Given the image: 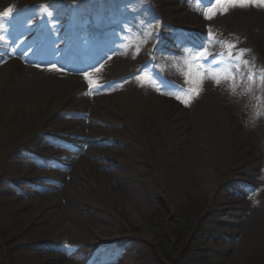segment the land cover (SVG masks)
Wrapping results in <instances>:
<instances>
[{"label":"rangeland","instance_id":"rangeland-1","mask_svg":"<svg viewBox=\"0 0 264 264\" xmlns=\"http://www.w3.org/2000/svg\"><path fill=\"white\" fill-rule=\"evenodd\" d=\"M47 1L4 0L0 14L4 9L26 8L41 16L40 6ZM72 1L86 17L103 4L108 10L113 2L59 0L52 5L54 12L58 14L56 9L65 3L71 7ZM121 2L131 4L142 22L139 27L151 25L155 37L177 26L190 37L202 31L199 17L174 0ZM64 15L57 16L67 21ZM230 18L210 30L214 39L209 38L208 60L202 63L210 74L230 72L235 79H222V87L212 92L194 96L189 92L201 103L199 111L182 110L188 105L184 99L161 91L163 83L147 70L145 58H129L128 52L126 70L131 75L109 84L111 89L91 102L92 109L78 110L88 115L87 125L86 119L68 124L72 118L53 112V106L45 103L43 108L37 105L31 126L21 124L12 136L14 149L6 157L0 142V170L5 169L0 173V264H264V83L258 78L264 74V27ZM225 43L235 45L233 57L242 51L246 61L249 54L247 66L228 58ZM203 48H194L191 54ZM118 67L116 63L112 76L102 75L97 83L116 79ZM252 72L257 74L254 80L248 78ZM145 74L151 83L144 80ZM179 75L189 84L188 77ZM142 85L156 116L148 132L141 125L120 123L121 117L107 111H122L118 99L126 89ZM46 116L51 117L43 131L71 133L76 126L91 142L85 151L94 154H78L89 161L78 166L69 190L38 189L54 186L45 178L63 180L30 159L37 146L42 153L53 151L42 138L26 143L35 123ZM192 118L201 125L194 127ZM13 159H27L32 169L22 175L10 168ZM22 187L27 191L17 196L30 204L10 203L11 192ZM55 192L61 195L57 198ZM120 240L128 245L123 253L116 247Z\"/></svg>","mask_w":264,"mask_h":264},{"label":"bare ground","instance_id":"bare-ground-1","mask_svg":"<svg viewBox=\"0 0 264 264\" xmlns=\"http://www.w3.org/2000/svg\"><path fill=\"white\" fill-rule=\"evenodd\" d=\"M1 1L4 0H0V4ZM68 8L69 4L65 3L60 5L59 14H65ZM220 13V11H217L216 14L212 16V25H218L220 24L221 20L231 16L230 19L234 20L235 23L242 22L244 24H247L248 26H256L260 28L264 27V7H249L233 10L226 15H224L223 13L224 17H222L221 19ZM24 26V21L20 19L18 21L17 29L21 30ZM34 26L35 24L33 23L31 25V28H33ZM26 31H28L27 28L24 30V32ZM163 41L165 42V40H161L154 48V51L152 52V58H161L164 52L167 50V47L165 46ZM19 43V45H13V43H10L0 49V113L2 115L4 114L3 116H1L0 120V142L3 147V154L5 157L9 155V153H11L14 149L12 145V139L14 137L12 136L16 135V133L21 129V124L25 123L27 125V123L29 124L30 121L34 122L33 119L36 116L37 105L42 104L43 108V104L46 105L45 103H49L53 106V112H59L61 110H85L87 112L88 107L91 105V102H93L94 100H99L100 92L105 91L104 89H102V87L99 86L97 87V92H99L98 96H94L93 91L92 94H86L89 93L85 91L89 90L90 82L92 87H96L93 81L83 80L78 78L79 76L72 74H64L61 72V70L53 71L49 70V68L43 69V67L40 66L29 65L28 62L30 60V56L23 53V46L27 45L28 42L25 41L23 43L22 41H19ZM34 57H36V63H43V59L37 58L39 57L37 53L34 54ZM55 61L58 66L63 67L62 65H60V60L55 59ZM107 64L110 65L111 71H114L115 66H111L113 65L111 60H107L104 63V67L107 66ZM126 64L128 65L129 63H127L125 60H121L118 67L120 73H118L117 71L115 73L117 75L128 76L130 71L126 70ZM99 69L101 68L95 69L92 72H97V70ZM121 69H123V71H121ZM212 81L214 80L207 79L203 86V90H215L217 88V85H214L215 82L212 83ZM221 84L222 83L219 84L220 88L222 87ZM214 86H216V88H214ZM128 90L126 89V91L122 95L121 100L118 99L117 102L122 111H120V109L116 110L108 108V113L111 115L113 114V116L117 118L118 116L121 117L119 119H122L120 121V123L122 124L128 121V123L134 125H141V127H143L144 131L146 132L152 131V123L156 116L154 115V107H152V104L147 100L149 99V97L146 96V92L140 88H132L131 91ZM166 90L168 92L177 91V94L179 93L186 98L188 104H192L190 105L188 110L184 109L183 107L182 110L188 112L190 111V109L195 107L193 111H195L196 109L197 111H199L201 103L199 104V102L197 103L196 101H193L192 97L191 99H189L190 97H187V95L184 93L186 92L184 86L177 80L176 83H171ZM91 107L92 106H90L89 108L92 109ZM123 111L126 112V115L122 114ZM86 112L78 111L76 115H73V120H71L68 124H81V121H83L84 119H89ZM81 113L85 114L82 115ZM51 116H46V118L44 119L42 117L40 121L35 123L37 127L35 128L33 134L28 135L29 137L27 138L26 143H33L34 141L41 138H43L42 141H53L54 136H46L47 132L43 133V130L49 127L48 118H50ZM192 121L194 127L197 124L199 126L201 125V122L197 119L195 120L192 118ZM83 123L87 125V120H85ZM212 124L214 126L213 129L217 132V124ZM29 126H31V124H29ZM199 126H197V129H201ZM82 128L84 129L85 126H82ZM51 129L52 128H50V130L48 131H53ZM79 130L82 131L81 128ZM75 132L77 131L75 130ZM72 147L75 150L76 154L72 153V156L70 158H74L77 161L72 162V168L70 172L62 175L64 185L63 187H61V191L69 190L71 188L70 180L71 177H73L74 173L78 174L76 173L79 170L78 166L81 164H86L89 161L88 158L85 157V155L78 156L77 153H82L83 151V153L85 154H94V152H92L93 150L87 152L80 146ZM34 149H36L38 153L41 152V149L38 146ZM30 159L34 160V157ZM9 165L10 168L15 169L17 172H20L25 176L30 171V169H32L33 163L28 161L27 159H13L10 160ZM63 166H65V164ZM3 171H5V169H3L2 171L0 170V173H3ZM52 174H56L55 176H57L59 173L53 172ZM57 179L58 182H60V178ZM55 187V185L52 186V188ZM23 190L27 191L22 187V190L18 191L17 193L11 192L8 201L15 204H30L27 201H21L19 196H17L19 194L24 195L25 192L23 193ZM60 195L61 194L56 193L57 198ZM147 236L150 238L149 235Z\"/></svg>","mask_w":264,"mask_h":264},{"label":"snow or ice","instance_id":"snow-or-ice-1","mask_svg":"<svg viewBox=\"0 0 264 264\" xmlns=\"http://www.w3.org/2000/svg\"><path fill=\"white\" fill-rule=\"evenodd\" d=\"M256 5V6H261L264 7V0H210V7L212 8L211 11L206 12L205 16L208 19H211L213 15L216 14L215 8L219 7L223 13H226L229 7H247L250 5ZM51 7V5H41L40 6V11H42L45 15L49 17V23L51 24L52 28L55 30L56 24L53 23V21L56 19L54 14L50 12L48 9ZM12 9L9 8L7 9L4 13L0 14V23L3 22V18H7L11 15ZM209 38L214 39L211 31H209ZM228 49V58L229 59H235L239 61L240 63H243L245 66H247L248 62L243 60V52H239L233 57L232 49L235 48L234 44H227L225 43L224 45ZM208 53H207V48H203L202 51L198 53H192L190 55V61L186 65L187 71L185 75L188 77L189 83L195 84V85H202L204 79L210 78L213 79L215 83L220 84L222 82V79H235L234 75L231 74L230 72L227 73H211L209 70L203 65L202 61L207 59ZM219 62V61H218ZM39 66V65H38ZM239 63L235 65L237 69H239ZM49 70L53 71H59L61 70L58 68L56 65H48L47 66ZM144 80L148 83H151V77L147 76V74L144 75ZM248 78L250 80H254L257 78V74L252 72L249 73ZM259 80L264 83V74L259 75ZM91 82H90V91L89 93L86 94H91ZM199 87H195L190 90L191 94L198 95L199 94ZM177 99H182L181 97H177ZM182 102L187 103L188 101L182 100Z\"/></svg>","mask_w":264,"mask_h":264},{"label":"trees","instance_id":"trees-1","mask_svg":"<svg viewBox=\"0 0 264 264\" xmlns=\"http://www.w3.org/2000/svg\"><path fill=\"white\" fill-rule=\"evenodd\" d=\"M160 238V237H159Z\"/></svg>","mask_w":264,"mask_h":264}]
</instances>
